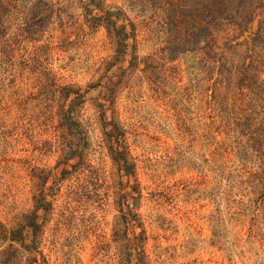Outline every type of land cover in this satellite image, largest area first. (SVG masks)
<instances>
[{"label": "rangeland", "instance_id": "1", "mask_svg": "<svg viewBox=\"0 0 264 264\" xmlns=\"http://www.w3.org/2000/svg\"><path fill=\"white\" fill-rule=\"evenodd\" d=\"M0 14V264H264V92L231 67L258 21L230 0Z\"/></svg>", "mask_w": 264, "mask_h": 264}, {"label": "trees", "instance_id": "2", "mask_svg": "<svg viewBox=\"0 0 264 264\" xmlns=\"http://www.w3.org/2000/svg\"><path fill=\"white\" fill-rule=\"evenodd\" d=\"M231 5H232V10H234L236 7H239L242 9V12L246 13V22L248 23H253L255 21H258V26L256 29L255 33H252L251 31L247 34L246 32V28H240V30L242 29L241 33L243 34H239L241 37L245 38V41H239V35H234V37L232 38H236L238 44H234L236 46H242L244 45L249 51V55L247 57V60H242V62L240 63H231V67L234 68H240L239 69V74L243 77V82H246V76H248V79H250V70L254 69L257 70V73L255 74V78L258 80V86L261 88V90L264 92V56L261 57L260 56V62H258V59H256V57L253 56V51L254 52H261L264 51V0H230ZM236 3V4H235ZM222 5V3H221ZM227 8H229L228 5H224L223 7H219V3L215 2L213 3L209 9V11L216 13V12H220L222 9L228 10ZM258 12V14H257ZM1 15V14H0ZM257 17L259 18L257 20ZM247 27V26H246ZM215 26L210 27V33L213 34L212 32L214 31ZM234 31H236V28H233ZM237 33V31H236ZM238 36V37H237ZM214 42H217L215 37H214ZM242 45H240V44ZM226 45H228V43H226ZM252 47V50H251ZM214 52V50H213ZM212 53V52H210ZM226 62V58L223 54H216L213 57V62H211V67L214 69V66H222V64H225ZM244 85H241V88H243ZM70 91H72L71 88H69ZM240 89H238L239 91ZM260 102L264 103V100H261ZM60 113L62 114V117L65 116V106H61L59 108ZM68 116H70V121L72 122V112L70 110V108L67 111ZM242 119V117H241ZM245 120V118H244ZM242 119V121H244ZM247 120H249L250 122L253 121V117H248ZM259 122V119H256V123ZM261 124H264V116L261 117L260 120ZM112 133V134H111ZM109 138H110V148L109 150L111 151L110 153L113 155V161L115 163H118V166H121V168L124 169L123 172H126L127 174H131L132 176H135V170H136V166L134 163L131 162L129 154L127 153L125 147H123L121 145V139L119 140V138L116 136L115 132H110L109 134ZM30 228H32L33 230L38 228V224L36 222H32Z\"/></svg>", "mask_w": 264, "mask_h": 264}]
</instances>
